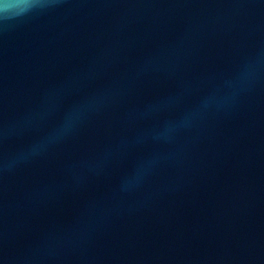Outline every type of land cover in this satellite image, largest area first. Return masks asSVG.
Masks as SVG:
<instances>
[{
	"label": "water",
	"instance_id": "obj_1",
	"mask_svg": "<svg viewBox=\"0 0 264 264\" xmlns=\"http://www.w3.org/2000/svg\"><path fill=\"white\" fill-rule=\"evenodd\" d=\"M0 264H264V0H0Z\"/></svg>",
	"mask_w": 264,
	"mask_h": 264
},
{
	"label": "clouds",
	"instance_id": "obj_2",
	"mask_svg": "<svg viewBox=\"0 0 264 264\" xmlns=\"http://www.w3.org/2000/svg\"><path fill=\"white\" fill-rule=\"evenodd\" d=\"M4 11H7L8 10V5L7 4H5V6H4V9H3Z\"/></svg>",
	"mask_w": 264,
	"mask_h": 264
}]
</instances>
